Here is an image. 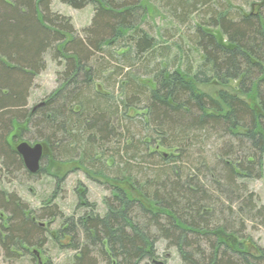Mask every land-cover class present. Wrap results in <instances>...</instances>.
Instances as JSON below:
<instances>
[{"label": "trees", "instance_id": "1", "mask_svg": "<svg viewBox=\"0 0 264 264\" xmlns=\"http://www.w3.org/2000/svg\"><path fill=\"white\" fill-rule=\"evenodd\" d=\"M51 1L0 0L4 254L28 256V248L51 241L73 253L65 264H141L163 242L180 264H264V248L247 232L264 229V205L248 188L264 174L263 18L233 10L232 0H153L179 26L197 15L191 41L202 60L191 73L158 61L157 39L143 28L145 0H59L74 10L93 7L81 34L51 11ZM206 29H218L227 44ZM117 46L125 52L104 49ZM46 55L61 68L57 87L29 109ZM107 69L115 79L104 78ZM111 79L109 95L102 82ZM210 83L221 88L215 95L198 88ZM17 141L41 144V162L97 170L108 192L104 211H96L85 190L76 195L80 214L66 219L55 206L34 212L7 194L3 177L34 176L14 150ZM57 219L54 234L41 227ZM35 252L30 261L41 264L33 263Z\"/></svg>", "mask_w": 264, "mask_h": 264}, {"label": "rangeland", "instance_id": "2", "mask_svg": "<svg viewBox=\"0 0 264 264\" xmlns=\"http://www.w3.org/2000/svg\"><path fill=\"white\" fill-rule=\"evenodd\" d=\"M211 1L215 3L216 1L225 2L226 0ZM232 1L231 5L233 6V10H237L244 15H260L264 20V0L254 1L256 4L263 3V5H258V7L251 6L253 0L248 3L243 0ZM161 5V2L145 0L141 6L142 11L140 10L141 13L145 14L143 22L146 25L143 28L150 30L157 39V55L161 54V56L158 55L159 57L157 59L158 61L164 62L170 69H180L186 72L192 69L191 73H193V70L196 69L202 60L200 51L191 41V37L193 36L191 33V26H194L196 21H198V17H196L197 15H193L189 25L179 26L175 20L167 15L166 9L163 8L164 5ZM51 11L70 19L72 26L79 34L90 25L93 17V7L86 6L81 10H74L61 4L59 0L51 1ZM206 31L215 35L221 43L227 44L225 37L220 34L218 29H206ZM172 34L174 35L171 37ZM122 46L124 48L125 45ZM122 46H117L115 48L104 47V49L110 50L109 52L120 54V51L125 52ZM164 50L168 52L167 55L162 56ZM116 56L118 57V55ZM113 65L114 62L110 63V66ZM60 69L57 63L51 61L48 55L45 56V68L35 77L29 91L27 100V107L29 109L36 106L45 96L56 89V72L60 71ZM112 74L113 71L107 69L104 72V78L109 77L115 79L116 75L114 76ZM138 80L146 82L147 79L145 76L139 75ZM111 83H113L112 79L111 81L104 80L102 82V89L110 92L109 95L113 94L108 87V84L111 85ZM198 88L210 95H215L216 92L221 89L214 83L201 85ZM228 89L233 90V85ZM17 133L15 132V134ZM21 142L22 141H17L13 143L14 148ZM28 144L32 145L33 142L30 141ZM161 151L168 153L165 150ZM107 166L109 168L111 164L108 162ZM40 168L42 172L32 177H28L24 173H13L3 177V190L7 194H15L23 204L34 212H38L40 209L49 210L52 206H55L56 210L60 212L64 219L71 218L74 213H78L76 210V195L80 190H85L87 201L95 206L96 211L99 213L104 211L102 202L103 199L108 196V192L104 185L105 180L101 175H95L97 170L94 169L93 171L89 169V167L81 166L78 162L65 164L60 161L41 162ZM94 168L99 169V166L96 165ZM107 170L110 174L111 169L109 168ZM248 188L258 197L259 203L264 205V174L262 179L249 182ZM49 221H40V224H42L41 227H43L48 234H54V232L60 228L62 220L57 219L52 222ZM247 232L251 238V242L260 248H264V229L260 227H248ZM156 250V257L152 261L162 264H180L176 251L173 249L166 250L163 242L157 243ZM32 252L36 253V257L33 256L35 260L33 263H37L38 261L41 264H48L49 262L51 264H65L70 261L73 255L71 251L64 249V244L55 245L51 241H47L43 249L28 248L27 255L29 257L23 256L24 254H19L20 256L18 255V258H9L0 248V264H32L30 261ZM152 261H145L141 264H153Z\"/></svg>", "mask_w": 264, "mask_h": 264}, {"label": "water", "instance_id": "3", "mask_svg": "<svg viewBox=\"0 0 264 264\" xmlns=\"http://www.w3.org/2000/svg\"><path fill=\"white\" fill-rule=\"evenodd\" d=\"M14 150L21 158L25 170L31 175L37 174L45 152L44 147L39 143L30 145L26 142H21L14 148ZM152 263L162 264L155 261H152Z\"/></svg>", "mask_w": 264, "mask_h": 264}]
</instances>
